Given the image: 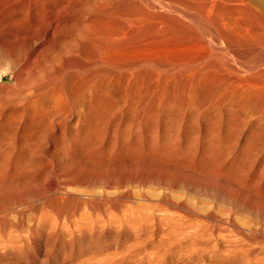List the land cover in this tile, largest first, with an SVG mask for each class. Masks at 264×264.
<instances>
[{"label":"bare ground","instance_id":"bare-ground-1","mask_svg":"<svg viewBox=\"0 0 264 264\" xmlns=\"http://www.w3.org/2000/svg\"><path fill=\"white\" fill-rule=\"evenodd\" d=\"M217 5H219V4H216L215 0H0V67L2 66V68L0 69V197L7 190H9L10 186L12 184H14L15 181L18 182L20 177H22L24 175H28L30 173H33V172L37 171L39 168H41V171H42V178H40V180H42L41 186L44 185L43 184L44 178L49 172V170H48L49 168H47L45 166L46 165L45 160L60 158L61 159L60 162L64 163L65 160H67L68 158H70V159L72 158L71 162H73V158L89 161L91 159L94 160V158H98L100 156H106L109 147L112 146L118 139V137L115 133V128H114L115 127L114 123L116 122L115 117H116L117 113H120L122 111L124 113L125 110H131V111L139 110L140 111V110L148 109V111L149 110L155 111L158 107L165 104L166 97L170 91L175 92V90L181 89V87L184 85L183 83L185 80H187V81L189 80L188 82H193L197 78H199V79L202 78L201 76L204 74V70L198 68L197 66H199V65H197L196 67H193V65L195 66L196 64L199 63L198 62L199 59L197 58L198 52H200V49H204V47H205V41H202L203 35H201V34L203 33L205 35L204 32H209V30L212 28L218 29V27H216V26L218 25L217 23L220 22L221 19L227 26L229 25V28H230V26L232 27L234 25H236L238 27L241 24V22H243L242 24H246V23H244V21L247 23H250V24H251L250 21H252V24L255 21L257 24H259V26L264 28V6H262V7L257 6V8L255 6V8L252 9L246 5L239 4L237 7H235V9H229V7L227 9L226 8L223 9L222 6L219 9V8H217ZM224 7H227V6H224ZM234 17H236V18H234ZM239 19H242V20H239ZM238 21L240 22L239 25H238V23H239ZM247 26H249V25L247 24ZM237 27H235V28L238 29ZM259 29H261V28L259 27ZM240 30H241V28L237 31H240ZM254 31H256V30H254ZM257 32H255L254 34L252 32V34H253V35H251L252 37L249 36L247 39L252 40V38H254V39H256L255 41L259 40L260 43L262 45H264V41L261 42V39H264V35H261L260 33H262V32L259 30ZM247 34L248 33H246L244 35L241 34L243 41H244V39H246ZM209 35H210V33H209ZM238 37H240V36H238ZM223 38L227 39L225 36ZM208 39L210 41L212 40L211 38H208ZM252 41H254V40H252ZM260 47H262V46H260ZM207 49H208V47H207ZM204 50H201V51L203 52ZM259 52H261V51H259ZM209 55H211V54H209ZM262 56H264V55H262ZM211 60H213V57ZM224 61L226 62V60H224ZM259 62L257 61V64H259ZM211 63H212V61L209 64H211ZM227 64H229L228 61H227ZM249 65L247 64V66H249ZM190 66H192L191 69L189 68ZM241 66H243V65H241ZM251 66H249V67H251ZM260 66H262V64ZM208 67H209L208 70H210V71L211 70H213L214 72H216V70L220 71V69H217L219 67H218V65L216 66L215 63L214 64L212 63ZM252 67L249 68V70L252 69ZM244 68L245 67H242V69H244ZM247 68L248 67H246L245 69H247ZM258 68L259 69L255 70V73H252V75L249 78H247V77L246 78H234V76H233V78L236 80L232 79V81L234 80L235 82L232 83V81L229 78H227L228 80L226 82H228V83L230 82L231 85L236 83L235 87L239 86L238 87L239 90L237 92L239 93V95H244V94H246V91L248 89H253V88H256L257 85L264 84V69H261L260 67H258ZM204 69H205V67H204ZM202 70H203V72H202ZM208 70L207 71L205 70V73L206 72L208 73ZM249 70H248V72L253 71V70H250V71ZM237 72H238V70H237ZM243 72H245V71H243ZM218 73H220V72H218ZM246 73H247V70H246ZM221 74H222V72H221ZM208 75H209V73H208ZM208 75H207V77H208ZM214 75L216 76V74H214ZM221 76H223V75H221ZM5 77L8 78V83L3 84L2 82H3V79ZM203 77L207 78L205 75ZM227 77H228V75H227ZM225 79H226V77H225ZM219 80L220 79L218 78V81ZM221 80H222V77H221ZM223 80H224V78H223ZM223 80H222V82H223ZM203 81H205V80H202V82ZM188 82H186V83H188ZM215 83H217V82H215ZM228 83H227V85H228ZM205 84H207V83H205ZM223 84H226V83H223ZM223 84H221V85H223ZM190 85H191V83H190ZM214 85H216V84H213V86ZM195 86L196 85H194L192 87H195ZM225 87H227V86L225 85ZM231 87L230 88L228 87V89L234 88V87H232V88ZM183 88L184 87H182V89ZM205 88L206 87H204V89ZM210 88H212V86ZM185 90H186V88H185ZM187 90H188V88H187ZM197 90L195 89V91H197ZM212 90L214 91L215 88ZM219 90H221V89H219ZM213 91H212V94H213ZM233 91H232V95H233ZM262 91H264V89H262ZM179 92H181V90ZM183 92H185V91H183ZM188 92H190V91H188ZM198 92H200V91H198ZM201 92H202V88H201ZM250 93H252V92H250ZM187 94H189V93H187ZM194 94H195V92H194ZM228 94H230V93H228ZM191 95L192 94H190V96ZM197 95H200V94H197ZM215 95H216V93H215ZM181 96H183V95H181ZM168 97H170V96L168 95ZM226 97H227V95H226ZM196 98H197V96L195 94V99ZM211 98H213V96H211ZM182 99L184 100V98H182ZM192 99H194V98H192ZM229 99H228V101H229ZM170 100L172 101L171 98H170ZM189 100L191 101V98ZM218 100L220 101L221 99H218ZM197 101L200 102V99ZM172 102L174 103V101H172ZM176 102H178V101H176ZM176 102H175V104H176ZM194 103L197 104L196 102H194ZM203 103H205V102H203ZM216 103H217V101H216ZM217 104H219V102ZM187 105H186V107H187ZM192 106H194V104H192ZM171 107H173V106H171ZM245 107H247V106H245ZM180 108H181V106H180ZM204 108H205V106L203 107V109ZM232 108H234V107H232ZM262 108H264V107H262ZM187 109H189V107ZM198 109H200V105H199ZM193 110L194 109H192V111ZM207 110L205 112H207ZM257 110H259V109H257ZM159 111H160V109H159ZM215 112H217V111H215ZM146 113H148L147 110H146ZM158 113H160V112H158ZM218 113H219V111H218ZM259 113L260 112H258V114ZM143 114H144V112H143ZM194 114H196V113H194ZM235 114H237V113L235 112ZM118 116H120V114ZM123 116H122V119H123V123H124L125 119L123 118ZM135 116L136 115H134L133 117L135 118ZM219 116H221V115H219ZM130 117L128 119H130ZM232 117H233V115H232ZM262 117H264V116H262ZM144 118L145 117H143V119ZM164 118H165V116H164ZM169 118H170V116H169ZM170 120H172V119H170ZM175 120H177V119H175ZM143 121H145V120H143ZM159 121H161V120H159ZM127 122H128V120H127ZM146 122L149 123V121H146ZM178 123L180 124V120L178 121ZM261 123H260V125H261ZM158 124H160V123H158ZM238 124L240 125V123H238ZM109 125L114 126L113 129L110 128L111 132H107V130H106ZM143 125H145V124H143ZM152 126H154V123L152 124ZM154 128H155V126H154ZM160 128L162 129L163 127H160ZM131 129H132V127H131ZM116 130H117V128H116ZM128 130H130V129H128ZM148 130H149V128H148ZM108 131H109V129H108ZM154 131H155V129H154ZM73 132H74V134H73ZM123 132H125V131H123ZM175 132H176V130H175ZM169 133H171V132H169ZM179 134H176V135L178 136ZM157 135H158V133H157ZM170 135H168V137ZM210 135L212 137V134H210ZM137 136H138V134H137ZM149 137H152V136H149ZM181 137H183V136H181ZM132 138H133V136H132ZM165 139H166V137H165ZM186 139H187V137H186ZM262 139H264V138H262ZM146 140H148V139H146ZM128 144L129 143H127L126 145H128ZM190 144H191V142H190ZM132 145H130V146H132ZM133 148H134V146H133ZM156 148H157V146H156ZM174 148H175V146H174ZM185 148H188V147H185ZM259 148H261V146ZM149 149H151V148H149ZM153 149H155V148H153ZM167 150H169V149H167ZM130 151H131V149H130ZM130 151H129V153H131ZM156 151H157V149H156ZM175 151H176V149H175ZM257 151H259V150H257ZM127 152H128V150H127ZM137 152H135V153H137ZM182 153H183V151H182ZM262 153H264V152H262ZM120 154H121V151H120ZM157 154H159V153H157ZM163 154H165V153H163ZM251 154H255V150H254V153H251ZM117 155H119V154H117ZM150 155H152V154H150ZM114 156L115 155H113V157ZM139 156H140V154H139ZM166 156L167 155H165V157ZM161 157H160V159H162ZM135 158H136V156H135ZM62 160H64V161L62 162ZM101 160L103 161V159H101ZM123 160H125V159L123 158ZM132 160H134V159H132ZM132 160L130 162H134ZM147 160H149V159L147 158L146 161ZM156 161H157V158H156ZM121 162L123 163V161H121ZM142 162H144V161H142ZM149 162H152V161H149ZM81 163H83V162H81ZM103 163H102V165H103ZM96 164H100V163L95 162L94 165H96ZM104 164H106V163H104ZM113 164L116 165L115 161L113 162ZM134 164H136V163H134ZM134 164L131 163L130 165L133 166ZM149 164H148V167H149ZM156 164H158V163H156ZM62 165H65V163ZM66 165H67V163H66ZM106 165H108V164H106ZM111 165L112 164H110V166ZM124 165H126V164L124 163ZM161 165L162 164H160L159 166H161ZM119 166H120V164H119ZM119 166H117V167H119ZM132 166L131 167L129 166V167L132 169ZM89 167H91V166H89ZM102 168H103V166H102ZM112 168H115V167H109L108 169H112ZM143 168H145V167H143ZM127 169H128V167H127ZM162 169L165 171L164 167ZM166 170H168V169L166 168ZM72 171H74V170H72ZM65 172H66V169H64V167L62 168V166L59 167V165H58L57 174H63L62 179L64 176L66 178L68 176V174H65ZM170 172L171 171H169V173ZM111 173L112 172L110 171V174L105 172V173L90 175L87 178L86 183L87 182L90 184L92 183V185L87 184V186H89V188H90V186H93V184L96 185V183H101V184H105L108 188L109 187L112 188L111 186L115 185L116 181H118V178H115L117 176V174L114 175ZM179 173H180V171H179ZM43 174H45L44 177H43ZM133 174L135 175L136 173L134 172ZM176 174H178V173L176 172ZM146 175H144L145 178H148V177H146ZM76 176H77V173H76ZM138 176L140 177V175H138ZM154 176H156V174ZM179 176L182 177L180 174H179ZM186 176L188 177L187 174L185 175V177ZM152 177L153 176H151V178ZM157 177H159V176H157ZM160 178L161 177H159V179ZM169 178H171V177H169ZM121 179L123 181L124 178H121ZM132 179L133 178H131V182H133V180H134V183H135V180L137 181V179H133V180ZM155 179H157V178H155ZM166 179H168V178H163V180H166ZM65 180H63V181H65ZM82 180H83V178H82ZM124 180L126 181V179H124ZM153 180H154V177H153L152 181ZM33 181L25 179L21 182V184H20V182L18 184H20L23 187H28V189H29V186H30V188L33 186ZM36 181H37L36 183H39L38 179ZM147 181L149 182V180H147ZM161 181H160V184L163 183V182L161 183ZM166 181H168V180H166ZM166 181H164V185H166L168 183V182L165 183ZM74 182H78V181H73V183ZM129 182H130V180H129ZM181 182H182V179H181V181L178 180V184H180ZM70 183H72V181ZM136 183H138V182H136ZM136 183L134 184L135 186L130 185V184L129 185L133 186V187H137V189H139L138 187H140L141 185L139 186V183H138V186H136ZM197 183H198V181H197ZM18 184H15V185H18ZM80 184H82V183H80ZM83 184H84V182H83ZM121 184L123 185L124 183H121ZM140 184H142V183H140ZM150 184H149V186H150ZM172 184L173 183L170 184L171 189H172V186H174ZM211 184H214V183H211ZM215 184H216V182H215ZM70 185H72V184H70ZM84 185H82V186H84ZM116 185H117V183H116ZM176 185L177 184H175V186ZM180 185H177V186L179 187ZM208 186H210V185H208ZM11 187H15V186L13 185ZM61 187L63 188V186H61ZM68 187H66V189H68ZM85 187H86V185H85ZM85 187H83V188L85 189ZM93 187H95V186H93ZM97 187H95V188H97ZM99 187H102V186L100 185ZM144 187H145V185H144ZM146 187H148V185H146ZM165 187H164V189L166 190L167 188H165ZM114 188L107 189L106 191L113 190ZM121 188H122V186H121ZM121 188H119V189H121ZM128 188H130V187H128ZM149 188H151V187H149ZM186 188H189V187H186ZM190 188H193V187H190ZM194 188H193V190H194ZM226 188H228V187L226 186L225 189ZM20 189L22 190V188H20ZM57 189H59V188H57ZM71 189H72V187H71ZM80 189H82V188H80ZM220 189H222V188H220ZM259 189H262V188H259ZM94 190L95 189L93 188L92 191H94ZM125 190H127V189H125ZM149 190H148V192H150ZM191 190L192 189H190V191ZM50 191L51 190L49 189L46 192H50ZM54 191H52V192H54ZM73 191H75V190H73ZM88 191H91V190L89 189ZM142 191L146 192L145 189ZM194 191L196 192V190H194ZM211 191H213V190H211ZM215 191H216V193L219 192L218 190H215ZM91 192H90V194H91ZM131 192H133V191H131ZM200 192H202V191H200ZM236 192L238 194V191H236ZM236 192H234V193H236ZM254 192H256V191H254ZM83 193H84V191H83ZM86 193L87 192H85V195H86ZM92 193H95V192H92ZM106 193H105V195H106ZM108 193H110V192H108ZM123 193H124V191H123ZM128 193H130V192H128ZM128 193L126 192L127 196L129 195ZM198 193H199V191H198ZM209 193L212 194L211 192H209ZM209 193H207V194H209ZM243 193L246 195V193L244 191H243ZM61 194L63 195V193H61ZM68 194H71V193H68ZM114 194H116V192H114ZM194 194H197V193H194ZM221 194H222V191H221ZM259 194H261V193H259ZM99 195H101V194L99 193ZM110 195H111V193H110ZM141 195H143V194H141ZM141 195H140V197H141ZM239 195H240V193H239ZM253 195H255V194H253ZM17 196L19 197V195H17ZM30 196H31V194H30ZM66 196L67 195L61 196V197L63 198ZM119 196H120V194H119ZM130 196L131 195H129V197ZM219 196H223V195H219ZM224 196H226V195H224ZM227 196H229V195H227ZM72 197H73V195H72ZM72 197H70V198H72ZM106 197L108 198L107 195H106ZM110 197L111 196H109V198ZM134 197L136 198V194H135V196H133L131 198H134ZM138 197L136 199H139ZM142 197H141V199L143 201ZM258 197H259V195H258ZM10 198H14V197H10ZM10 198L8 197L6 199H10ZM45 198H47V197H45ZM55 198H57V197H55ZM91 198H92V195L90 197V201H91ZM144 198H145V201H147L148 197L146 198V196H145ZM229 198H230V196H229ZM96 199H98V198H96ZM101 199H102V201L99 199L98 200L101 201V203L104 202L105 205H107L106 204L107 202H110V203L112 202V201H107L106 198L104 199V196ZM114 199H117V198H114ZM118 199H119V197H118ZM122 199L124 200V198H122ZM10 200L8 201L9 202L8 204H12V203H10ZM24 200L25 199H23V201ZM29 200H31V199H29ZM29 200H28V203H29ZM15 201H19V200L17 199ZM41 201H43V200H41ZM45 201H46V204H48L47 200H45ZM70 201H72V200L70 199ZM84 201H86V200H84ZM105 201H107V202H105ZM115 201H117V200H115ZM120 201H122V200H120ZM164 201L162 203H164ZM37 202H35V203H37ZM58 202H60V201H58ZM91 202H93V201H91ZM125 202H127V201H125ZM261 202H262L261 207L252 206V205H247V207L250 210H253L255 212H260L262 219H264V194L261 195ZM19 203L24 205L23 202H19ZM50 203L52 204V202H50ZM93 203L95 204V202H93ZM117 203L118 202H116L115 204H117ZM137 203H139V201ZM167 203H168V201H167ZM43 204H45V203H43ZM74 204L76 205V203H74ZM83 204L84 203H82V205ZM126 204H128V203H126ZM30 205H32V203ZM53 205H50V206H53ZM71 205H72V203H71ZM89 205H90V203H89ZM119 205H120V202H119ZM145 205H146V203H145ZM43 206H45V205H43ZM9 207H11V205ZM9 207L7 208L8 210H9ZM14 207H15V209H17L16 208L17 206H15V205L11 208H14ZM27 207H29V206H27ZM31 207H30V209H31ZM60 207H62V205ZM65 207H67V206H65ZM76 207H74V209ZM232 207H233V204H232ZM241 207H239V208L241 209ZM0 208H1V206H0ZM20 208H19V211H20ZM45 208H47V207H45ZM54 208L55 207L53 206V209ZM90 208H92V207H90ZM94 208H96V207L94 206ZM128 208H130V207H128ZM210 208H212V207L210 206ZM37 209H40V208L37 207ZM43 209H44V207H43ZM47 209H49V208H47ZM77 209H79V206L77 207ZM100 209H101V207H100ZM100 209H98V210L100 211ZM115 209L116 208H113V210H115ZM119 209H121V208H119ZM181 209H182V207H181ZM186 209H187V206H186ZM229 209L230 208H228V211H229ZM32 210H33V208H32ZM34 210H33V212H34ZM59 210H61V209H59ZM72 210L73 209H71V211ZM80 210H77V212ZM83 210H86V209H83ZM87 210H88V208H87ZM94 210L97 211V209H94ZM113 210H111V211H113ZM148 210H150V209H148ZM194 210H196V209H194ZM203 210H205V212H207L208 208H207V210L206 209H203ZM211 210H213V209H211ZM1 211H2L1 212V214H2L3 211H5V208H4V210L2 209ZM11 211H14V209ZM28 211H30V210H28ZM28 211H26V213ZM36 211L37 210H35V212ZM105 211L107 212V210H105ZM111 211H109V212H111ZM121 211H122V209H121ZM187 211H188V209H187ZM193 211H191V212H193ZM197 211L200 212L199 210H197ZM201 211H202V209H201ZM246 211L244 213H246ZM42 212H40V214ZM89 212L87 211V213H89ZM109 212H108L107 217L110 216ZM114 212L115 211H113V213ZM117 212H119V210ZM122 212H124V210ZM198 212H196L195 214L196 215L199 214ZM235 212H236V209H235ZM50 213H52V211H50ZM55 213H56V211H55ZM87 213H85V214L89 215ZM95 213L92 216H90L91 215V213H90L89 217L95 216L94 218H98V217H96V214H98V213H96V214ZM129 213H127V214H129ZM227 213L230 214V212H227ZM236 213H238V212H236ZM24 214H25V212H24ZM28 214L29 213H27V215ZM63 214H64V212H63ZM79 214H80V212H78V214H76V215H79ZM83 214H84V212H83ZM133 214H134V211L132 213V216H133ZM201 214H204V213H201ZM60 215L61 214H59V216ZM81 215H82V213H81ZM81 215H79V217ZM99 215H100V213H99ZM136 215H137V213H136ZM225 215H226V213L224 214L223 217H225ZM258 215L259 214H257V216ZM0 216H1L0 218L2 220V218H4V217H2L3 214ZM35 216H36V213H35L34 217ZM37 216H39V215H37ZM132 216L130 215L129 217H132ZM226 216H230V215H226ZM54 217H52V218H54ZM76 217L78 218V216H76ZM119 217H117V218H119ZM134 217L135 216H133V218ZM191 217H193V216L191 215ZM203 217H202V219L204 220ZM206 217L208 218V220L209 219L213 220V214H211L210 212H208ZM253 217H255V214ZM47 218H49V217H47ZM111 218H114V217L112 216ZM226 218L224 221L227 220ZM258 218H260V217H258ZM33 219H32L31 229L35 230V225H34L35 221H33ZM122 219L124 221H126L124 218H122ZM216 219H219V218L217 217ZM232 219H234V217H232ZM10 220H11V218H10ZM79 220H81V219L79 218ZM109 220H111V219L109 218ZM130 220H132V219H130ZM219 220H222V219L220 218ZM50 221L51 220H49V224H50ZM52 221L54 222L55 220H52ZM120 221H122V220L120 219ZM128 221H129V219H128ZM216 221H218V220H216ZM55 222H54V225L56 226V224L58 222L56 224H55ZM87 222H88V219H87ZM114 222H118V221H114ZM204 222H206V221H204ZM213 222L215 223V221H213ZM223 222H221V223H223ZM233 222H236V221H233ZM262 222H264V220H262ZM0 223H1V221H0ZM35 223H37V222H35ZM74 223H75L74 225H72V223H71V225L76 226L77 225L76 221H74ZM1 224H3V223H1ZM63 224H64V222H63ZM84 224H85V222H84ZM90 224L86 223V225H90ZM101 224L103 225V223H101ZM109 224H111V223H109ZM230 224H229V226H230ZM235 224H233V228L236 227ZM4 225H6V224H4ZM8 225H11V224H8ZM65 225H66V223H65ZM67 225L69 226L70 224L68 223ZM121 225L119 226V228L121 227ZM25 226H26V224H25ZM36 226H38V225H36ZM78 226L79 225H77V227ZM214 226H211V227L214 228ZM217 226H220V225H217ZM237 226H238L237 229H239L240 228L239 224ZM223 227L221 228L222 230H224ZM23 228H25V227H22V230H23ZM51 228H53V227H51ZM60 228L61 227H59V228L57 227L58 230ZM63 228L65 229L66 226L65 227L63 226ZM70 228H68L69 232H70ZM19 229H21V228H19ZM66 229H65V231L68 230V229L67 230ZM85 229H89V227H87ZM92 229H93V227H92ZM120 229H123V228H120ZM218 229H219V227H218ZM221 229H219V230H221ZM225 229L228 230V227ZM237 229H235V230H237ZM10 230L11 229H9V231ZM49 230H51V229H49ZM90 230H91V228H90ZM101 230H104V229H101ZM177 230H179V228ZM78 231L81 232L84 230L82 229V230H78ZM240 231L244 232L243 228L240 229ZM249 231H251V230H249ZM262 231H264V230H262ZM262 231H260V232L262 233ZM52 232H54V231H52ZM257 232H258V230H257ZM257 232H255V233H257ZM13 233L11 232V234H13ZM8 234H10V232ZM16 234L14 236H16ZM19 234H17V236ZM58 234H60V233L58 232ZM252 234L253 233H251V235ZM20 235H19V237H20ZM55 235L57 236V234H55ZM248 235H250V233ZM28 236H30V235L28 234ZM46 236H47V233H46ZM113 236H114V234H113ZM126 236H128V235H126ZM254 236H255V234H254ZM55 237H53V239ZM75 237H77V236H75ZM58 238H59V236H58ZM247 238H250V237H247ZM262 238H264V237H262ZM6 239H7V235H6ZM19 239H21V238H19ZM123 239H125V238H123ZM1 240H3V238ZM14 240H12V241H14ZM6 242L8 243V241L4 242L5 245H6ZM51 242H49V243H51ZM66 242H68V241H66ZM9 244H10V242H9ZM114 244H115V242H114ZM6 246H8V245H6ZM18 246H20V245H18ZM70 246H72V245H70ZM118 246L119 245H117L116 247H118ZM20 247H18V248H20ZM53 248H54V246H53ZM58 249H59V247H58ZM14 250H16V249H14ZM22 251H23V249H22ZM115 252L113 255L110 254V257H109V254H105L109 257L108 259L104 258L105 259L104 260L102 257L104 264H129L130 261H132V260H135V264H261L262 263V262H260L261 258H259V257L264 256V253H162V254L149 253V254L143 255V256L142 255H136V256H131V257L127 258L126 257L127 254L125 256H123L125 254L124 253V254L119 256V254H117ZM118 253H119V251H118ZM17 255H18V253H17ZM79 255H78V257H79ZM10 256H12V255H10ZM27 256H29V255H27ZM32 257H33V255H32ZM40 257H41V255H40ZM94 257H96V256H94ZM29 258H31V257H29ZM81 258H82V256H81ZM13 259H14V257H13ZM25 259H27V258H25ZM32 259H34V258H32ZM64 259H66V258H64ZM86 259H84V260L86 261ZM89 260H90V258H89ZM93 260H97V259L94 258ZM99 260H101V259H99ZM99 260L96 261V264L100 263ZM262 260H264V259H262ZM3 261H4V259H3ZM8 261H9V259H8ZM43 261H44V259H43ZM32 262H29V263L27 262V263L32 264ZM41 262H42V260H41ZM89 262H93V261L91 260ZM97 262H99V263H97ZM33 263H35V262H33ZM45 263H46V261H45ZM93 263H95V262H93ZM6 264H8V262ZM77 264H79V263H77ZM80 264H81V262H80ZM87 264H90V263H87ZM100 264H102V263H100Z\"/></svg>","mask_w":264,"mask_h":264},{"label":"rangeland","instance_id":"rangeland-1","mask_svg":"<svg viewBox=\"0 0 264 264\" xmlns=\"http://www.w3.org/2000/svg\"><path fill=\"white\" fill-rule=\"evenodd\" d=\"M215 1H216V4H219V5L221 4L220 6L217 5V8H219V9L221 6L223 7V9L224 8L227 9L228 7H229V9H235V7H237L239 4L246 5L252 9H254L255 6H256V8H257V6L258 7L264 6V0H262V1L261 0H215ZM224 6H227V7H224ZM234 18H236V17H234ZM239 20H242V19H239ZM250 22H251V24L247 23L245 21H244V23H246V24H242L243 22H241V24H240V22H239L238 25L239 24L240 25L238 27L236 25H234L232 27L230 26V28H229V25L227 26L221 19L220 22L217 23L218 25L216 26V27H218V29L212 28L209 30V32H204L205 35L202 33L201 34V35H203L202 41H205V47L206 48L204 47V49L206 51L204 49H200V52H198V56H197V58L199 59L198 60L199 63L196 64L195 66L193 65V67H196L197 65H199L197 67L204 70V74L201 76L202 78L201 79L197 78L198 80L195 79L193 82H188L189 80L187 81L184 79L185 80L183 83L184 85L182 86L184 88L182 89V87H181V89H180L182 93L179 92L180 90H175V92L170 91L172 94L170 92L168 93V95L170 97H168V95H167V97H166L167 102L165 101V104L158 107L155 111L154 110L148 111V109L140 110V111L139 110H137V111L136 110H134V111L125 110L124 113H123V111L120 113H117L116 117H115L116 122L114 123L115 127L113 125H109L108 126L109 128L107 127L106 130H107V132H111L110 128L113 129V127H114L115 133H116L118 139L112 146L109 147L106 156H100L98 158H94V160L91 159L89 161L73 158L74 163L71 162L72 158L71 159L68 158L64 162L65 165H62L64 163L60 162L61 161L60 158L45 160V163H46L45 166L47 168H49L48 169L49 172L45 176L44 182H43L44 185H42V186H41L42 180H40V178H42L41 168H39L37 171H35L33 173L22 176L23 178L20 177L19 178V180L21 179L20 181L17 179L18 182L15 181V183L11 185V186L14 185L15 187L10 186L9 190H7L0 197V206H1L0 215L3 214L2 217H4V218H2V220L0 218L1 223H3V224L0 223V237L2 236L0 238V260H1L0 264H6L7 262H8V264H12V263L13 264H20V263L21 264H28L29 262H32V261L35 262L36 264L37 263L38 264H77V263L80 264V262H81V264H85V263L86 264L87 263L96 264V261H98L99 259H101V260H99L100 263L104 264L103 259L104 258L108 259L110 257V254L113 255L115 251H116L115 253L119 254V256L124 254V253L125 254L123 256H125L127 254L128 255V256L126 255L127 258L131 257V256H136V255H142L143 256V255H147L149 253H157V254H162V253H264V238H262V237H264V231H262V230H264V222H262V220H264V219H262L260 212H255L253 210H250L247 207V205L261 207V204H262L261 195L264 194V153H262V152H264V139H262V138H264V117H262V116H264V108H262V107H264V91H262V89H264V84L257 85L256 88H253V89H248L246 91V94H244V95H239V93L237 92L239 90L238 89L239 86L237 85L238 87H235L236 83L231 85L230 82L229 83L226 82L228 80L227 78H229L231 81L234 78H246V77L249 78L252 75V73H255V70L259 69L258 67H260L261 69H264V56H262V55H264V45H262L259 40H258L259 42L255 41L256 39H254V38H252V40H254L255 42L247 39L249 36L252 37L251 35H253L258 30L262 32V33H260L261 35H264V28L259 26V24H257L255 21L253 22V24H252V21H250ZM247 24L249 26H247ZM235 27H237L238 29H236ZM259 27L261 29H259ZM240 28H241V30L237 31ZM254 30H256V31H254ZM252 32H253V34H252ZM209 33H210V35H209ZM246 33H248V34L246 35V39H244V41H243L241 34L244 35ZM224 36L227 39L223 38ZM238 36H240V37H238ZM208 38H211L213 41L212 40L210 41ZM262 41H264V39H261V42ZM260 46H262V47H260ZM207 47H208V49H207ZM201 50H204V51L202 52ZM259 51H261V52H259ZM209 54H211V55H209ZM212 57H213V60H211ZM224 60H226V62ZM211 61L213 64L215 63L216 66L218 65L219 68H217V69H220V71L216 70V72H214L213 70H211L212 71L211 72L210 70H208L209 69L208 66L212 64V63L209 64ZM227 61L229 64H227ZM257 61L258 62L260 61L259 64H257ZM247 64L248 65L250 64L249 66H251V65L253 66V67L251 66L252 69H250L253 71L248 72L249 68H251V67L247 66ZM261 64H262V66H260ZM241 65H243V66H241ZM204 67H205V69H204ZM242 67H245V68L248 67V68L242 69ZM1 68H2V66L0 67V69ZM189 68L191 69L192 66H190ZM203 70H202V72H203ZM205 70L206 71L208 70L209 75L207 72H206L207 74L205 73ZM237 70H238V72H237ZM246 70H247V73H246ZM243 71H245V72H243ZM218 72H220V73H218ZM221 72H222V74H221ZM213 73L216 74V76ZM204 75L206 77L208 75V77L205 78V77H203ZM221 75H223V76H221ZM227 75H228V77H227ZM224 76L226 77V79ZM233 76H234V78H233ZM217 77L220 79L219 81H218ZM221 77H222V80L224 78L223 82L221 80ZM202 80H205V81L202 82ZM234 80H236V79H234ZM234 80L232 81V83L235 82ZM186 82H188L189 84ZM215 82H217V83H215ZM2 83L3 84L8 83V78L5 77L3 79ZM190 83H191V85H190ZM205 83H207V84H205ZM223 83H226V84H223ZM227 83H228V85H227ZM213 84H216V85L213 86ZM221 84H223V85H221ZM194 85H196V86L192 87ZM225 85L227 87H225ZM211 86H212V88H210ZM231 86L234 88L228 89V87L230 88ZM204 87H206V88L204 89ZM185 88H186V90L188 88V90L186 91ZM201 88H202V92H201ZM214 88H215V90L213 91L212 89H214ZM195 89L196 90L198 89V90L195 91ZM219 89H221V90H219ZM223 89L224 90L226 89L225 91L227 93ZM183 91H185V92H183ZM188 91H190L191 93ZM198 91H200V92H198ZM212 91H213V94H212ZM232 91H233L234 96L232 95ZM186 92L189 94H187ZM194 92L197 96L196 99H195ZM250 92H252V93H250ZM215 93H216V95H215ZM228 93H230V94H228ZM190 94H192V95L190 96ZM197 94H200V95H197ZM181 95H183V96H181ZM226 95H227V97H226ZM211 96H213V98H211ZM170 98L172 99V101H174V103L170 100ZM182 98H184V100ZM190 98H191V101L193 100L192 102L189 100ZM192 98H194V99H192ZM199 99H200V102L197 101ZM218 99H221V100L219 101ZM228 99H229V101H228ZM175 100L178 102H176ZM216 101H217V103L219 102V104H217ZM175 102H176V104H175ZM194 102H196L197 104H195ZM203 102H205V103H203ZM192 104H194V106H192ZM186 105H187V107H186ZM199 105H200V109L202 108L201 110L198 109ZM171 106H173V107H171ZM180 106H181V108H180ZM204 106L206 109L205 108L203 109ZM245 106H247V107H245ZM188 107H189V109H187ZM232 107H234V108H232ZM159 109H160V111H159ZM192 109H194V110L192 111ZM257 109H259V110H257ZM146 110L148 113H146ZM206 110H207V112H205ZM215 111H217V112H215ZM218 111H219V113H218ZM257 111L260 113L258 114ZM143 112H144V114H143ZM158 112H160V113H158ZM235 112L237 114H235ZM194 113H196V114H194ZM119 114H120V116H118ZM134 115H136L135 118L133 117ZM168 115L170 116V118ZM219 115H221V116H219ZM232 115H233V117H232ZM122 116L125 119L124 123H123ZM142 116L145 118L143 119ZM164 116H165V118H164ZM129 117H130V119H128ZM126 119L128 120V122ZM142 119L145 121H143ZM170 119H172V120H170ZM175 119H177L178 121L180 120V124ZM159 120H161V121H159ZM146 121H149V123ZM142 123L145 125H143ZM153 123H154L155 128H154V126H152ZM158 123H160V124H158ZM238 123H240V125ZM260 123L262 126L260 125ZM130 126L132 127V129ZM160 127H163V128L161 129ZM116 128H117V130H116ZM148 128H149V130H148ZM153 128L155 129V131ZM108 129H109V131H108ZM128 129H130V130H128ZM175 130H176V132H175ZM123 131H125V132H123ZM168 131L171 133H169ZM157 133H158V135H157ZM73 134H74V132H73ZM137 134H138V136H137ZM146 134L147 135L149 134V135L147 136ZM167 134L168 135L173 134V135L172 136L170 135L168 137ZM176 134H179V135L177 136ZM210 134H212V137ZM132 136H133V138H132ZM149 136H152V137H149ZM181 136H183L185 139ZM165 137H166V139H165ZM186 137H187V139H186ZM146 139H148V140H146ZM126 142L129 144L126 145L127 144ZM190 142H191V144H190ZM130 145H132V146H130ZM259 145L261 146V148H259L260 147ZM133 146H134V148H133ZM156 146H157V148H156ZM174 146H175V148H174ZM185 147H188V148H185ZM149 148H151V149H149ZM153 148H155V149H153ZM130 149H131V151H130ZM156 149H157V151H156ZM167 149H169L170 151ZM175 149H176V151H175ZM256 149L259 150L260 152L257 151ZM127 150H128V152H127ZM254 150H255V154H251V153H254ZM120 151H121V154H120ZM129 151L131 153H129ZM182 151H183V153H182ZM135 152H137L138 154ZM157 153H159V154H157ZM163 153H165V154H163ZM117 154H119V155H117ZM139 154H140V156H139ZM150 154H152V155H150ZM113 155H115L116 157L115 156L113 157ZM165 155H167V156L165 157ZM135 156H136V158H135ZM160 157L162 159H160ZM123 158L125 160H123ZM147 158L149 160L146 161ZM156 158H157V161H156ZM101 159H103V161ZM132 159H134V160H132ZM131 160L134 162H130ZM63 161L64 160H62V162ZM114 161H115L117 166H119V164H120L121 167L120 166L117 167L116 165H114L113 164ZM121 161H123V163ZM142 161H144V162H142ZM149 161H152V162L154 161V162L152 163ZM81 162H83V163H81ZM95 162L100 163V164L94 165ZM103 162L108 164V165L104 164ZM66 163H67V165H66ZM102 163H103V165H102ZM124 163L126 165H124ZM129 163L130 164L136 163V164H134L133 165L134 167H133ZM149 163L151 165L152 164L153 165L151 166ZM156 163H158V164H156ZM110 164H112L113 166L112 165L110 166ZM148 164H149L150 168L148 167ZM160 164H162L163 166L162 165L159 166ZM58 165H59V167L62 166V168L64 167V169H66L65 174H68L67 178L64 176L65 178L63 177V179H62L63 174H57ZM141 165L142 166L144 165L143 167H145V168H143ZM89 166H91V167H89ZM102 166H103V168H102ZM129 166L130 167L132 166V169ZM109 167H115V168L108 169ZM127 167H128V169H127ZM163 167H164L165 171L162 169ZM166 168L168 170H166ZM72 170H74V171H72ZM110 171L112 172L111 174H114V175L117 174V176H118V177L117 176L115 177V178H118V181H116L117 185L115 183V185L111 186L112 188L115 187L113 190L106 191L107 189H112V188H110V187L108 188L105 184H101V183H96V185L93 184V186H95V187H97V186L99 187L100 185L102 186L99 188L97 187L98 189L93 187V186H90V188H89V186H87V184L92 185V183L91 184L88 182L86 183L87 178L90 175L105 173V172L110 174ZM169 171H171L172 173L170 172L171 173L170 174ZM179 171H180V173H179ZM134 172L136 173L135 175L133 174ZM176 172L178 174H176ZM76 173H77V176H76ZM155 174H156V176H154ZM179 174L182 177H180ZM186 174L188 175V177L186 176L187 178L185 177ZM44 175L45 174H43V177H44ZM138 175H140V177ZM144 175H146V177H148V178H145ZM151 176L154 177L153 181H152L153 177L151 178ZM157 176H159L161 178L159 179V177H157ZM169 177H171V178H169ZM82 178H83V180H82ZM121 178L126 179V181L124 179L122 181ZM131 178L137 179V181L135 180V183L138 182L139 186L141 185L140 186L141 188L138 187L139 189H137V187H133V186H135L134 185L135 183H134L133 179H132L133 182H131ZM155 178H157V179H155ZM163 178H168V179H166L168 181L163 180ZM252 178L254 180L255 179L256 180L254 181ZM25 179L30 180V181L34 180L33 186L31 188L29 186V189H28V187H23L20 185L21 182ZM37 179L39 180L38 181L39 183H36ZM174 179L175 180L177 179V180L175 181ZM181 179H182V182L180 183L181 184L180 185V184H178V180L181 181ZM63 180H65L66 182ZM129 180H130V182H129ZM147 180H149V182ZM71 181H72V183H70ZM73 181H78V182L73 183ZM160 181H161V183L162 182L163 183L160 184ZM164 181H166L165 183H167V182L168 183L166 185H164ZM197 181H198V183H197ZM214 181L216 182V184ZM19 182H20V184H18ZM83 182L86 185V187L83 184ZM80 183H82V184H80ZM121 183H124V184L122 185ZM138 183H136V186H138ZM140 183H142L143 185ZM171 183H173L172 185H174V186H172V189H171V185H170ZM211 183H214V184H211ZM15 184H18V185H15ZM70 184H72V185H70ZM129 184L133 185V186H130ZM149 184H150V186H149ZM175 184L180 185V186L179 187L177 185L175 186ZM82 185H84V186H82ZM144 185H145V187H144ZM146 185H148V187H146ZM208 185H210V186H208ZM61 186H63V188ZM121 186H122V188H121ZM224 186L225 187L227 186L228 188L225 189ZM66 187H68V189H66ZM71 187H72V189H71ZM79 187L82 189H80ZM83 187H85V189ZM128 187H130V188H128ZM149 187H151V188H149ZM164 187L167 189L165 190ZM186 187H189V188H186ZM190 187H193V188L195 187L196 189L194 188V190H196V192L193 190V188H190ZM20 188H22V190ZM57 188H59V189H57ZM93 188L96 191L95 190L92 191ZM119 188H121V189H119ZM124 188L127 190H125ZM143 188L146 190V192L142 191V190H144ZM220 188H222V189H220ZM259 188H262V189H259ZM49 189L51 191L46 192ZM87 189L88 190L90 189L92 192H95L96 194L92 193L91 191H88ZM190 189H192L194 192L192 190L190 191ZM246 189L247 190L249 189V190L247 191ZM73 190H75V191H73ZM122 190L124 191V193ZM148 190L150 192H148ZM211 190H213V191H211ZM215 190H218L219 192L217 191L218 193H216ZM52 191H54L55 193ZM83 191H84V193H83ZM131 191H133V192H131ZM198 191H199V193H198ZM200 191H202V192H200ZM221 191H222V194H221ZM236 191H238V194ZM243 191L246 193V195L243 193ZM254 191H256V192H254ZM85 192H87L86 195H85ZM90 192H91V194H90ZM106 192L107 193L110 192L111 195H110V193H108L109 194L108 195ZM114 192H116L117 195L114 194ZM126 192L127 193L130 192L128 194L131 196L130 197H129V195L127 196ZM209 192H211L212 194H210ZM234 192H236V193H234ZM61 193H63V195ZM68 193H71V194H68ZM99 193L101 195H99ZM105 193L108 196V198L106 197ZM194 193H197V194H194ZM207 193H209V194H207ZM239 193H240V195H239ZM259 193H261V194H259ZM30 194H31V196H30ZM119 194H120V196H119ZM135 194H136V198L139 196L138 197L139 199H136L135 197H134L135 199L131 198V197L135 196ZM141 194H143V195H141ZM253 194H255V195H253ZM17 195H19L20 198ZM65 195H67V196L63 197V198L61 197V196H65ZM72 195H73V197H72ZM91 195L93 198V199L91 198V201L95 202V204L90 201ZM140 195H141V197L143 196L142 197L143 201H142ZM219 195H223V196H219ZM224 195H226V196H224ZM227 195H229L231 199ZM258 195H259V197H258ZM103 196H104V199L106 198L107 201H112V202L110 203V202L105 201V202H107L106 203L107 205H105L104 202L101 203V201H102L101 198H103ZM109 196H111L110 198L111 199L113 198V199L111 200L109 198ZM145 196H146V198L147 197L149 198V199L147 198V201H145V198H144ZM8 197L9 198L14 197V198H10L11 200L6 199ZM45 197H47V198H45ZM55 197H57V198H55ZM70 197H72V198H70ZM118 197H119V199H118ZM28 198L31 200H29ZM96 198H98L101 201H99ZM114 198H117V199H114ZM122 198H124V200L127 202H125ZM17 199L19 201H15ZM23 199H25V200L23 201ZM27 199L29 200V203H28ZM70 199L72 201H70ZM9 200H10V203H12V204H8ZM41 200H43V201H41ZM45 200H47L48 204H46ZM84 200H86V201H84ZM115 200H117V201H115ZM120 200H122V201H120ZM58 201H60V202H58ZM136 201L137 202L139 201V203H137ZM163 201H164V203H162ZM167 201H168V203H167ZM19 202H23L24 205H22ZM30 202L32 203V205H30L31 204ZM35 202H37V203H35ZM50 202H52V204ZM114 202L115 203L118 202V203L115 204ZM119 202H120V205H119ZM43 203H45V204H43ZM71 203H72V205H71ZM74 203H76V205ZM82 203H84V204L82 205ZM89 203H90V205H89ZM126 203H128V204H126ZM145 203H146V205H145ZM232 204H233V207H232ZM10 205H11V207H13L14 205L17 206L16 207L17 209H15V207L14 208L9 207ZM43 205H45V206H43ZM50 205H53L55 208L53 209V206H50ZM61 205H62V207H60ZM185 205L187 206L188 211H187ZM27 206H29V207H27ZM65 206H67V207H65ZM76 206L77 207L79 206V209H77ZM94 206L96 208H94ZM210 206L212 208H210ZM8 207H9V210L7 209ZM30 207H31V209H30ZM37 207L40 208L41 210L37 209ZM43 207H44V209H43ZM45 207L49 208L50 210L45 208ZM74 207H76V208L74 209ZM90 207H92V208H90ZM100 207H101V209H100ZM128 207H130V208H128ZM181 207H182V209H181ZM239 207H241V209ZM4 208H5V211H3V213L1 214V212H2L1 210L2 209L4 210ZM19 208H20V211H19ZM26 208L30 211H28ZM32 208H33V210L34 209L37 210L36 212L34 210V212L36 213L35 217H34L35 213L33 212ZM82 208L86 209V210H83ZM87 208H88V210H87ZM113 208H116V209L113 210ZM119 208H121L122 211L124 210V212H122L121 209H119ZM207 208H208V210H207ZM228 208H230L229 211H228ZM13 209H14V211H11ZM59 209H61V210H59ZM71 209H73V210L71 211ZM94 209H97V211H95ZM98 209H100V211ZM104 209L107 210V212ZM110 209L115 211V212L113 213V211H111ZM117 209L119 210L120 213L117 212L118 211ZM148 209H150V210H148ZM194 209H196V210H194ZM201 209L203 212L201 211ZM203 209H206L207 212H205V210H203ZM211 209H213V210H211ZM235 209H236V212H238V213L235 212ZM77 210H80V211H78V212H80L79 215H81V213H82V215L80 217H79V215H76V214H78ZM197 210H199L200 212H198ZM244 210L245 211L247 210L246 213L247 212L248 213L247 214L244 213L245 212ZM26 211H28L27 212V213H29L28 215H27ZM50 211H52V213H50ZM55 211H56V213H55ZM87 211L88 212L90 211V212L87 213ZM109 211H111V212H109ZM133 211H134L133 216H135L134 218L132 216ZM191 211H193V212H191ZM195 211L198 212L199 214L196 215ZM24 212H25V214H24ZM40 212H42L43 214L45 213L46 215L45 214L43 215L42 213L40 214ZM63 212L65 215L63 214ZM83 212H84V214H83ZM95 212L98 214H96ZM108 212L110 214L109 217H107ZM208 212L213 214V220L212 219L208 220V218L206 217ZM227 212H230V214ZM85 213H87L89 215L91 213L90 216L94 215V213H95L96 217H98V218H94L95 216L89 217V215H86ZM99 213L101 216L99 215ZM127 213H129V214H127ZM136 213H137V215H136ZM201 213H204V214H201ZM225 213H226V215H230V216L225 215V217H223ZM59 214H61V215L63 214V215L59 216ZM254 214H255V217H253ZM257 214H259V215L257 216ZM37 215H39L40 217ZM130 215L132 217H129ZM191 215L193 217H191ZM76 216H78V218ZM112 216L114 218H111ZM116 216L117 217L120 216V217L117 218ZM47 217H49V218H47ZM52 217H54V218H52ZM202 217L204 218V220L202 219ZM217 217L219 219L221 218L222 220L216 219ZM232 217H234V219H232ZM258 217H260V218H258ZM10 218H11V220H10ZM79 218L81 220H79ZM109 218L111 220H109ZM122 218H124L126 221H124ZM225 218L227 219L226 221H224ZM32 219H33V221L37 222V223L34 222L35 230L31 229ZM87 219H88V222H87ZM120 219L122 221H120ZM128 219H129V221H128ZM130 219H132V220H130ZM49 220H51L50 224H49ZM52 220L56 221V222L54 221L55 224L58 222L57 223L58 225L56 224V226L58 228L61 227L59 230L54 225V222ZM216 220H218V221H216ZM74 221H76V224L79 225L78 227H77V225L72 226L75 224ZM114 221H118V222H114ZM204 221H206V222H204ZM213 221H215V223ZM233 221H236V222H233ZM63 222H64V224H63ZM70 222L72 223V225ZM84 222H85V224H84ZM221 222H223V223H221ZM65 223H66V225H65ZM68 223L70 224L69 226L67 225ZM86 223H88V224L91 223V224L86 225ZM101 223H103V225ZM109 223H111V224H109ZM4 224H6V225H4ZM8 224H11V225H8ZM25 224H26V226H25ZM229 224L231 227L229 226ZM233 224H235L236 227L233 228ZM238 224L240 226L239 229H237ZM36 225H38V226H36ZM120 225H121L120 228H123L124 230L119 228ZM217 225H220V226H217ZM21 226L25 227V228H23V230H22ZM50 226L53 228H51ZM63 226L64 227L66 226V228L71 227L70 232H69L68 228H67L68 230L65 228L67 230V231H65ZM86 226L89 227V229H85V228H87ZM211 226H214V228ZM223 226L225 228L228 227V230L225 229ZM7 227L9 229H11L12 231L11 230L9 231V229ZM92 227L94 230L92 229ZM218 227H219V229H221L223 227L224 230H222V229L219 230ZM19 228H21V229H19ZM90 228L92 231L90 230ZM178 228H179V230H177ZM242 228H243L244 232L240 231V229H242ZM49 229H51V230H49ZM77 229L78 230L83 229L84 231H81L82 232L81 233ZM101 229H104V230H101ZM235 229H237V230H235ZM86 230L87 231L89 230L88 231L89 233ZM247 230L248 231L251 230V231L248 232ZM257 230H258V232H257ZM52 231H54V232H52ZM260 231H262V233ZM9 232H10V234H8ZM11 232L12 233L14 232L15 234L20 233L21 235L19 234L20 237H19V235L17 236V234H16V236H14L15 234L14 233L11 234ZM58 232L60 234H58ZM255 232H257V233H255ZM46 233H47V236H46ZM249 233H250V235H248ZM251 233H253V234L251 235ZM28 234L30 236H28ZM55 234H57V236ZM73 234L77 237H75ZM113 234H114V236H113ZM254 234H255V236H254ZM6 235H7V239H6ZM126 235H128V236H126ZM58 236H59V238H58ZM53 237H55V238L53 239ZM247 237H250V238H247ZM2 238H3V240H1ZM19 238H21V239H19ZM72 238L73 239L75 238V239L73 240ZM123 238H125V239H123ZM4 240L8 241V243L6 242V245H8V246L5 245ZM12 240H14V241H12ZM66 241H68V242H66ZM9 242H10V244H9ZM49 242H51V243H49ZM114 242H115V244H114ZM18 245H20L21 247ZM70 245H72V246H70ZM117 245H119L118 246L119 248L116 247ZM53 246H54V248H53ZM18 247H20V248H18ZM58 247H59V249H58ZM21 248L23 249L24 252L22 251ZM14 249H16V250H14ZM118 251H119V253H118ZM17 253H18V255H17ZM105 254H109V257ZM10 255H12L14 257V259ZM27 255H29V256H27ZM32 255H33V257H32ZM40 255H41V257H40ZM78 255H79V257H78ZM81 256H82V258H81ZM94 256H96L97 258ZM29 257H31V258H29ZM102 257H103V259H102ZM2 258L4 259V261ZM16 258L18 260L20 259L19 260L20 262ZM25 258H27V259H25ZM32 258H34V259H32ZM64 258H66V259H64ZM89 258H90V260H89ZM94 258L97 260H93ZM259 258H261V261H260V262H262L261 264H264V260H262V259H264V256H261ZM8 259H9V261H8ZM43 259H44V261H43ZM84 259H86V261L87 260L88 261L86 262ZM41 260H42V262H41ZM91 260L95 263L89 262ZM45 261H46V263H45ZM33 262H32V264H35ZM97 263H99V262H97ZM131 263L135 264V260L130 261L129 264H131Z\"/></svg>","mask_w":264,"mask_h":264}]
</instances>
